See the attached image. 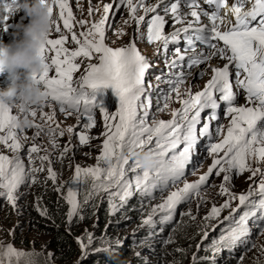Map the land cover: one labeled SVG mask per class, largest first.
Returning a JSON list of instances; mask_svg holds the SVG:
<instances>
[{
	"label": "snow or ice",
	"instance_id": "1",
	"mask_svg": "<svg viewBox=\"0 0 264 264\" xmlns=\"http://www.w3.org/2000/svg\"><path fill=\"white\" fill-rule=\"evenodd\" d=\"M163 2L164 0H161V3ZM246 2L247 0H235V3L229 8V11L234 15V22L229 20L224 26L226 17L220 15V9L227 7V0H205V3L213 7L211 13L198 12L196 10L199 8L198 0H185L187 7L192 9L190 13H185V16L191 15L197 24L200 23L201 15L207 16L209 19V24L202 25L196 31L203 33L201 42L207 45L210 51L206 54L199 53L195 58H190L189 67L206 63L217 56L227 62L222 67L212 68V77L201 91L192 93L189 90L188 98L182 101V109L173 110V119L159 120L150 126L147 124V108L150 107V102L149 104H138L146 89L151 87L150 81L147 85L145 84V75L150 68L147 58L138 50L135 39L126 46L116 48L105 42V25L109 20V11L113 10V4L105 5L104 15L98 21L90 22L76 20L70 0H51L52 8L49 11L53 12L54 6H58L59 19L63 22V29L71 33V40L78 47L70 50L65 46L69 40L67 35H61L59 38L49 37L40 50V54L45 58L44 71L41 74H33L36 82L45 89L47 98L58 102L61 113H64L66 108L79 111L82 104L83 115L87 117V122L82 125L85 129H91L96 124L93 109L99 108L104 114L105 131L101 135L105 139L102 152L97 157L98 163L86 168L77 165L74 182L91 177L93 192L108 191L114 185L120 186L123 189V194L113 193L112 195H120V199L124 200L132 194L133 184L136 189L148 192L160 182H164L166 185L169 179H178L185 174V169L191 161L198 140L211 134L212 122L218 119L217 110L222 102H226V114L231 117L230 124L223 139L210 145L209 151L215 154L216 158L208 167L207 172L202 174L197 181L186 182L182 188L172 191L161 204L153 208L152 213L155 214L157 210L167 211L168 214L162 220L173 219V213L179 204L192 195L198 196L201 187L208 183L210 177L225 173L220 193L227 196L228 199L219 207L213 205L204 219L218 217L224 209L230 208L235 200L239 201V206L247 204L250 207L239 215L238 219L234 221L233 227L226 230L213 243H235L240 240L251 231L249 220L253 217H257L264 223V198L259 201L250 199L254 191L264 197V179H261L255 189L250 187L246 193L239 195L232 193L225 186L231 179L228 173L234 169L238 174L251 171L252 177L258 173L264 176L261 169H253L248 164L250 158H255L257 162H264V127H260L261 122H264V0H252V7L247 11L244 10ZM114 3L115 11H119L121 5H126L131 13V19L137 20L138 23L144 20V17L135 15L137 7H143L144 0H137V3H133V0H114ZM179 3L180 0H170L169 6L163 8L164 15L156 12L159 5L145 8L146 13H156L147 22L149 43L163 41L166 50L169 41L176 42L180 32H187L189 28H192V22H189L187 27L176 29L170 35H164L163 30L167 23L166 15L171 13L174 23L177 24L184 20L179 12ZM91 11L89 9V14ZM76 24H79L81 28L88 25L87 30L77 34L73 31ZM54 28L55 32H61V25L56 19ZM124 34V31L121 30L120 35ZM221 42L223 46L218 47ZM175 51L178 54V59L182 61L184 56L180 55V49L176 48ZM49 53H54L50 59ZM77 58L82 59L78 61ZM93 59L96 60L95 63L91 62ZM85 61L88 62L85 63ZM172 66H176V61H173ZM82 67L85 75L80 78L77 88L73 86L74 73ZM53 69L55 74L50 75ZM200 74L202 73H198V75ZM183 82V73H181L177 84ZM234 84L238 91H234ZM102 87H111L119 97V107L114 114H110L102 103H97V92ZM172 91L179 99V87L174 86ZM241 95H243L244 104L238 106L236 102ZM140 106L145 108L144 117L137 120V110ZM167 107V102H165L164 108ZM20 108L22 112L27 111L33 117L37 114L28 104L22 103ZM206 109L210 111L202 123L201 114ZM43 117L49 122L55 121L56 111L53 110L52 114L44 113ZM198 125H201L199 133ZM31 126L33 125L31 124ZM34 126L38 129L42 128L39 124ZM57 127L59 128V124ZM20 128L19 117L12 114V109L7 102L0 100V144L19 153L23 147L17 136V130ZM48 131L51 135L55 129L49 127ZM66 131L71 133L73 129L68 127ZM216 131L218 134L223 133L220 128H217ZM64 134L65 129H60L59 135L63 136ZM36 136H39V132L33 139ZM154 138L155 146L149 151L159 157V163L155 167H145L135 158L134 149L143 150L153 142ZM90 139L91 137L85 132L79 133L81 144H88ZM52 143L55 147L59 146L55 137H53ZM126 147L128 148L127 155L124 152ZM69 150L68 147H65L64 153ZM40 151L39 145L32 144L27 150L29 159L32 160V154ZM221 152H223V156L219 155ZM37 158L41 162V167H32L31 173L43 171L45 161H48L49 165L51 164L48 154ZM61 158H63V153ZM100 161L106 162L107 167H101ZM126 171L136 173L134 181L125 180ZM47 178L52 181L57 179V174L51 167L48 168ZM150 178L152 179L151 183H149ZM30 180L32 183H36L37 177L31 175ZM25 181V165L22 158L18 154L9 157L0 153V196H5L15 206L17 200L15 192ZM66 200L70 205L68 220L71 222L79 207L77 193L70 188ZM239 206L233 209L232 214L239 210ZM112 209L115 211V205H112ZM46 214V210H41V215ZM232 214L228 217L229 219ZM187 215L195 219L194 216H191V212H188ZM144 223H154L153 215H149ZM204 238L207 239V233ZM78 241L82 249L87 248L83 238H78ZM88 243L89 245L92 243L91 234L88 236ZM26 255H31V253L18 250L12 243L4 244L0 241V264H12L13 258L19 261ZM52 255L49 253V258Z\"/></svg>",
	"mask_w": 264,
	"mask_h": 264
},
{
	"label": "rangeland",
	"instance_id": "2",
	"mask_svg": "<svg viewBox=\"0 0 264 264\" xmlns=\"http://www.w3.org/2000/svg\"><path fill=\"white\" fill-rule=\"evenodd\" d=\"M81 1L82 0H70L73 14L76 20H86L90 22L98 21L104 15L105 5L109 4L108 2H105L97 7L89 6L84 8L81 5ZM8 2H10V0H8ZM168 2L170 3L168 0H164L163 3H161V0H154L150 7L159 5V7L156 8V12L160 10V15H164L163 7L169 6ZM110 4H113V10L109 11V20L105 25V42L108 43L109 46L116 48L126 46L135 39L138 50L147 58L150 64V68L145 75V84L147 85L150 81L151 87L146 89V92L141 96V101L138 102V104L141 105L149 104L150 102V107L147 108V124L151 126L159 120L169 121L173 119V110L182 109V101L188 98L187 93L189 90L192 93L201 91L207 83L206 77H204L203 74H200L197 77V79L200 80V84L193 86V83L189 82V79H187L190 75H184V69L186 67L190 70L191 67L193 69L195 66L193 65L189 67V64L191 63L190 58H195L198 54L194 52V41L192 42L191 39L197 40L200 45L199 41H201L203 33L196 31L195 28H189L187 32H180L178 40L176 42L169 41L167 49L165 50L163 41L149 43L147 39V22L150 20L151 16L156 13H146L145 10L140 11L139 13L137 10L135 13L136 17H144V20L138 23L137 20L130 18L131 15L125 14L124 9L126 5H121L120 10L115 11L114 0H111ZM182 6L189 9L185 1L180 0L179 12L181 16L183 15V13H181L182 11L190 13V10H182ZM89 9L92 10L91 14H89ZM220 10V13H222L223 9L221 8ZM201 12L211 13L212 11H209L207 8V11L204 10ZM53 13L55 19L61 25V32H55L54 28L50 38H59L61 35H67L69 40L66 42L65 46L70 50L76 49L78 45L71 40V33L63 29V22L59 19L58 6H54ZM168 15L165 16V20L167 21L164 27V30L167 31L165 35H170L176 29L187 27L186 24L188 22H182L179 24L174 23L172 14L169 13ZM17 17L19 18V22L22 21L23 23H28V19L24 17L23 12L18 13ZM13 18H5L1 20L0 43L6 44L13 40L14 32L9 31L8 34H3L2 32L4 31L2 30L4 27L6 28V31L7 29L15 31V28L10 27H13V25L16 24L9 23ZM87 27L88 25H85L84 28H81L79 24H76L73 31L79 34L80 31H86ZM121 30L125 33L122 36L120 35ZM189 41H191V43H189ZM220 46H222V42L218 45V47ZM176 48H179L180 55L184 56L182 61L178 59V54L175 51ZM48 55L50 59L54 53H49ZM77 59L79 61L82 58ZM214 60V67H222L223 64L227 62L220 59L218 56L214 57ZM173 61H176V66H172ZM87 62L88 61H85V63ZM91 62L95 63L96 60L93 59ZM181 73H183L184 82L177 84ZM0 74L2 76L0 77V88H6L11 82L9 74L6 71L0 72ZM54 74L53 69V71L50 72V75ZM83 75H85L83 67L74 73V87H79L80 78ZM174 86L179 87V99H177L176 93L172 91ZM234 87H236L235 84L233 85V88ZM97 93L101 98L99 102V97L97 96V103H102L103 106L108 109L110 114H114L119 107V97L116 95L115 91L111 87H102ZM165 102H167L168 105L166 109L164 108ZM7 103L12 109V114L19 117V121L27 118L31 121L33 126L21 127L17 130V136L23 145L19 153L0 144V153L8 155L9 157H14L18 154L22 158L26 173L25 183L21 184L19 190L15 192L17 197L15 206H13L5 196H0V241L4 244L12 243L18 250H23L26 253L31 252L38 254L44 259H47V261L50 260L52 264H75L87 256L88 250L91 251L95 249L93 246L95 242L94 237L100 230L99 223L94 220L91 224H87L85 221H82L79 224L76 228L78 235L74 240L75 251L70 257L65 258L63 257L65 252H53L49 248L47 243L50 237L37 232L33 228V225H31V222L29 218L26 217L25 213L26 209H29L31 204H34L37 195L46 192L49 194L50 191H53L56 194L67 196L70 188L76 192V184L78 183L74 182L76 166H95L98 163L97 157L102 152L103 140L105 139V137L101 135L105 131L104 114L99 108L93 109L96 124L91 129H85L82 125L87 122V117L83 115L82 104L79 111L66 108V111L61 113L58 102H54L51 98H48L43 106L38 107L29 105V107L37 113L36 116L33 117L29 112L21 111L20 105L23 103L22 101L13 99L9 100ZM236 103L238 106L244 104L243 95L238 98ZM53 110L56 111V120L49 122L43 117V114H52ZM209 111L210 110L206 109L205 112L201 114L202 123L204 117ZM144 112L145 108L143 106L138 107L137 120L144 117ZM68 113L71 114L69 115ZM217 116L218 119L212 122L211 134L206 138L202 137L198 140L191 161L185 169V174L178 179H169L166 182V185L156 186L148 192H145L147 205H140L138 208V211L143 214L141 220L131 226L121 227L118 231L113 232L115 236L114 238L119 239L122 236L136 232L145 224L142 222H144L149 215H153V220L155 221H158L161 217L163 218L168 214L167 211L157 210V212L153 214V208L161 204L172 191L182 188L186 182L197 181L202 174L207 172L208 167L216 158V155L209 151L210 145L223 139V135H226L227 127L230 124L231 117L226 114V102L221 103L220 108L217 110ZM177 119L179 120V117H177ZM36 124L41 125L42 128H36L34 126ZM57 124H59V128L57 127ZM49 127L55 129V132L51 135L48 131ZM68 127H72L73 131L71 133L66 131ZM200 127L201 125L197 126L198 133ZM260 127H264V122H261ZM217 128L222 129L223 133L218 134L216 131ZM60 129H65V134L63 136L59 135ZM37 132H39V136H36V138L33 139ZM80 132H85L91 137L88 144L80 143ZM53 137L57 140L56 143L59 145L58 147L53 145ZM32 144L39 145L41 151L39 153H33L32 160H30L27 150ZM154 146L155 138L151 144L147 145L143 150L139 148L138 151H149V149L154 148ZM65 147L70 149L67 153H64ZM54 148L56 149L54 150ZM62 153L64 157H71V161L74 165L73 170H69L66 163H62L58 169L56 168V161L58 158L61 160ZM45 154L49 155L51 164L49 165L48 161H45L43 163V171L31 173L32 167H41V162L37 157ZM125 154L127 155V153ZM219 155L223 156V152L219 153ZM156 161V164H158L159 157H156ZM99 163L101 167H107L106 162L100 161ZM248 164L251 165V168H259L264 172V162H257L255 158H250ZM49 167H51L57 174V179L55 181L47 178ZM228 174L231 176V179L225 186L236 195L246 193L250 187L255 189L261 179H264V176L260 173L255 177H252L251 171H245L242 174H238L234 169ZM31 175L38 176L37 183L31 182ZM135 175L136 173H132V171H126L125 180H134ZM224 175L225 173H221L219 176L213 175L210 177L208 183L201 187L198 196L192 195L189 199L177 206L173 213V219L170 220L173 222V227L171 225L167 241L164 244L153 246L150 249L148 247L140 246L131 247V255L134 256L139 254L143 257L149 258L151 261H158V264H195L199 261V256H202L203 258H206L205 260L207 263V256L213 257L217 246L220 249L222 245H215L213 242L218 240L219 232L222 230L223 223L227 220L235 221L243 211L248 210L250 207L247 204L245 206H239V201L235 200L232 202L231 207L224 209L218 217L209 220L204 219V217L211 211L213 205L219 207L226 199H228L227 196L220 193V186L224 183ZM249 177L252 178L249 179ZM132 190L138 192L144 191L142 189H136L135 185ZM261 198L264 197L254 191V194L250 199L259 201ZM238 206L239 210L232 214L233 209L238 208ZM188 212H191V216H194L195 219H192L187 215ZM230 214H232L231 219L228 218ZM249 228L251 231L247 234L248 246H244L242 250L237 251L235 254L223 257L221 264H264V251H262V249H264V223H262L257 217H253L249 220ZM205 233H207V239L204 238ZM89 234L92 236V243L90 245L88 243ZM78 238H83L84 244L87 245L86 249H82ZM49 253L53 254L51 258H49Z\"/></svg>",
	"mask_w": 264,
	"mask_h": 264
},
{
	"label": "trees",
	"instance_id": "3",
	"mask_svg": "<svg viewBox=\"0 0 264 264\" xmlns=\"http://www.w3.org/2000/svg\"><path fill=\"white\" fill-rule=\"evenodd\" d=\"M138 150L139 148L134 149V151ZM124 152L128 154L127 147ZM62 163H66L69 170L74 169L71 157L63 156L61 160L58 158L56 168L58 169ZM155 166H158V164L153 167ZM81 167L86 168L82 165ZM149 182H152V179ZM160 183L162 184L156 186L164 184V182ZM92 185L93 180L91 177L82 179L78 183L77 201L79 207L71 222L68 220L70 205L66 200L67 196L56 194L53 191H50L49 194L46 192L37 195L34 204H31L30 208L26 209L25 215L37 232L50 237L47 243L49 248L53 252H65L63 255L65 258L70 257L75 251L74 240L78 235L76 228L79 224L82 221L91 224L96 220L100 225V230L94 237L93 246L95 249L88 250L87 256L75 264H158V261H151L149 258L139 254L132 256L130 249L138 246L150 249L153 246L164 244L167 241L171 225L173 227V222L170 220L163 221L161 217L158 221L154 220V223L144 224L136 232L116 239L113 232L118 231L121 227L131 226L141 220L143 214L138 211V208L140 205H147L145 191L131 190L132 194L121 200L122 187L114 185L108 191L98 190L93 192ZM113 193H119L120 195L113 196ZM112 205H115V211H113ZM41 210H46L47 214L41 215ZM233 226V220L225 221L222 225V230L219 232V237ZM244 246H248L247 235L235 243L226 242L222 244L220 249L217 246L214 256H207V263L206 258L199 256V261L195 264H221L223 257L237 253ZM12 264L52 263L38 254L31 253V255L21 257L19 261L13 258Z\"/></svg>",
	"mask_w": 264,
	"mask_h": 264
},
{
	"label": "clouds",
	"instance_id": "4",
	"mask_svg": "<svg viewBox=\"0 0 264 264\" xmlns=\"http://www.w3.org/2000/svg\"><path fill=\"white\" fill-rule=\"evenodd\" d=\"M229 2L232 4L233 0ZM251 4L252 0H247L245 7L248 8ZM50 8L51 0H0V20L11 19L20 12L28 19V23H16L11 42L0 43V72L6 71L11 81L6 88H0V100L8 102L18 99L38 107L47 102L45 89L36 82L33 74H41L44 71L45 58L40 54V50L53 33L55 22L54 13L49 11ZM208 10L212 11L211 7ZM97 96L100 102L98 93ZM19 125L30 127L31 121L25 118L19 121ZM134 155L145 167H153L157 162L151 151H134Z\"/></svg>",
	"mask_w": 264,
	"mask_h": 264
},
{
	"label": "bare ground",
	"instance_id": "5",
	"mask_svg": "<svg viewBox=\"0 0 264 264\" xmlns=\"http://www.w3.org/2000/svg\"><path fill=\"white\" fill-rule=\"evenodd\" d=\"M156 1V0H155ZM167 1V0H166ZM168 1H170V0H168ZM82 3H81V5L84 7V8H86V7H89V6H92V7H97L98 5H100V4H104L105 2H108L109 4H110V2H111V0H82L81 1ZM153 2H154V0H144V5H143V7H140V6H138L137 7V10L139 11V13H140V11H144L145 10V8H149L152 4H153ZM133 3H137V0H133ZM169 3V2H168ZM183 3V2H182ZM198 3H199V8H197L196 10L198 11V12H201V11H204V10H206L207 11V4L205 3V0H198ZM232 6H230L229 4H227V7H224V8H222L223 9V12L222 13H220V15L222 16V17H226V19H225V21L224 22H226V21H229V20H231V19H233L234 18V15L229 11V8H231ZM164 8V7H163ZM182 10H190V12L192 11V9L191 8H189V9H186L184 6H182V8H181ZM124 12H125V14H128V15H131V13H130V11H129V9H128V7L126 6L125 7V9H124ZM159 14H160V10H158L157 11ZM220 12H221V10H220ZM181 13H183V17H184V20H183V22H188L187 24H186V26H188V24H189V22H191L192 20V28H195V29H197V28H200L202 25H207V24H209V19H208V17L207 16H203V15H201V17H200V23L199 24H197L196 22H195V18L194 17H192L191 15H186L185 16V14L184 13H187V11H182ZM17 15L18 14H16L15 16H14V18L12 19V20H10L9 21V23H14V24H16V23H18L19 22V18L17 17ZM138 15V14H137ZM169 16V15H168ZM189 17V18H188ZM98 18H100V17H98ZM187 18H188V20H187ZM169 22V21H168ZM1 20H0V26H1ZM183 25V24H182ZM185 26V25H184ZM194 26H196V27H194ZM5 28V27H4ZM4 28H2V30H4V31H2L3 32V34L5 33V34H8V32L10 31V32H14L12 29H7V31H6V29H4ZM10 28H15V25H13V27H10ZM165 29V28H164ZM0 30H1V28H0ZM163 32H164V35L167 33V31L166 30H163ZM192 40V42L194 41V46H195V49H194V52H196V53H208L210 50L208 49V47H207V45H205V44H203L201 41H199V43H200V45L198 44V42H197V40H193V39H191ZM9 42H11V41H9ZM9 42H7V43H9ZM197 44V45H196ZM199 45V46H198ZM194 54V53H193ZM192 56V55H191ZM166 57V56H165ZM214 58L213 59H211L210 61H207L206 63H201V64H198V65H195L194 67H193V69H192V67L190 68V70L186 67L185 69H184V75L185 74H188V75H190V77L189 78H187V79H189V82H192L193 83V86H195V85H199L200 84V80L199 79H197V77L199 76L198 75V73H202L203 75H204V77H206V80L208 81V80H210L211 79V77H212V68L214 67ZM0 77H2L1 76V74H0ZM187 81V80H186ZM189 89V88H188ZM234 91H238V89H237V87H234ZM242 96V95H241Z\"/></svg>",
	"mask_w": 264,
	"mask_h": 264
}]
</instances>
